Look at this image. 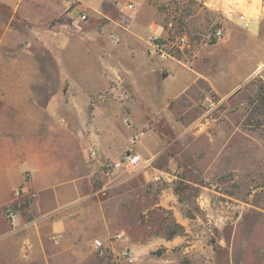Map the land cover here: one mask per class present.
I'll list each match as a JSON object with an SVG mask.
<instances>
[{
	"label": "crops",
	"instance_id": "crops-1",
	"mask_svg": "<svg viewBox=\"0 0 264 264\" xmlns=\"http://www.w3.org/2000/svg\"><path fill=\"white\" fill-rule=\"evenodd\" d=\"M178 3L191 14L190 47L166 58L148 54L152 36H168L161 9ZM212 18L183 0H0V264H82L95 238L113 253L117 243L130 248L133 264H214L206 223L182 214L171 185L159 187L154 203L182 226L171 236L117 228L99 193L137 177L122 172L126 151L144 160L159 153L163 122L188 130L177 115L228 97L238 84L223 69L230 49L232 67L243 65L247 49L263 68L260 24L246 30L222 21L224 36L214 40L206 31ZM37 40L45 60L36 56ZM53 64L55 89L51 71L39 74ZM135 131L144 134L132 149ZM7 206L15 224L4 217Z\"/></svg>",
	"mask_w": 264,
	"mask_h": 264
},
{
	"label": "rangeland",
	"instance_id": "rangeland-1",
	"mask_svg": "<svg viewBox=\"0 0 264 264\" xmlns=\"http://www.w3.org/2000/svg\"><path fill=\"white\" fill-rule=\"evenodd\" d=\"M260 27L264 34V22ZM29 37L25 38L27 46ZM36 48L37 58L47 59L38 40ZM245 52L243 65L239 61L234 68L230 65L233 54L228 51L230 64L223 69L238 83L228 97L200 102L188 113L177 115L183 123H189L188 130L173 131L163 122L158 134L166 138H162L160 151L144 161L136 171L137 177L106 188L103 185L107 180L104 183L100 177V199L106 213L115 217L117 228L132 236L170 235L176 231L171 212L154 206L159 187L169 184L182 214L206 223L204 237L214 247V264H264V66L260 70L252 65L248 50ZM50 71L55 89V64L51 70L40 68L39 74L49 75ZM122 172L128 174L123 167ZM152 174H158L160 180L153 181ZM210 220H218V224ZM116 237L112 232L108 239L114 243ZM125 247L117 243L116 252ZM106 250L102 258L93 251L82 264H124L115 261V252Z\"/></svg>",
	"mask_w": 264,
	"mask_h": 264
},
{
	"label": "built area",
	"instance_id": "built-area-1",
	"mask_svg": "<svg viewBox=\"0 0 264 264\" xmlns=\"http://www.w3.org/2000/svg\"><path fill=\"white\" fill-rule=\"evenodd\" d=\"M193 2L199 8L207 10L214 14L217 21L210 23L206 29L210 39H220L224 36L225 28L222 21H232L238 24L243 29H250L254 23L260 24L264 22V0H183ZM133 3H129L128 7L132 8ZM163 6V5H162ZM170 4H164L161 9L166 20L168 36H152L148 45L147 52L150 55H158L160 58L171 56V53L176 51H184L191 45L188 29V18L191 17L190 12L186 9L183 3L175 4V7H170ZM79 19L72 22L79 28L80 21L86 19V14L81 12ZM143 131H136L130 135V144L135 145L143 136ZM144 160L140 154L132 150L126 151L121 159V166L130 175L139 170L143 165ZM153 181H159L158 174H152ZM4 217L12 224H15L18 219V214L13 207L7 206L3 210ZM94 252L98 257H104L108 253L103 242L96 238L93 240ZM115 260L123 261L124 264H133L136 257L133 251L125 247L119 252L113 254Z\"/></svg>",
	"mask_w": 264,
	"mask_h": 264
},
{
	"label": "trees",
	"instance_id": "trees-1",
	"mask_svg": "<svg viewBox=\"0 0 264 264\" xmlns=\"http://www.w3.org/2000/svg\"><path fill=\"white\" fill-rule=\"evenodd\" d=\"M177 230L173 231L169 236L176 234V233H180L182 231V226L179 224H176Z\"/></svg>",
	"mask_w": 264,
	"mask_h": 264
}]
</instances>
